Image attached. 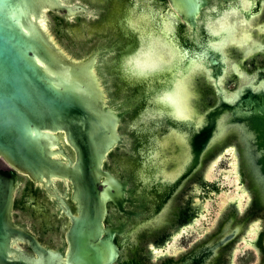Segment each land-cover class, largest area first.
<instances>
[{
	"label": "flooded vegetation",
	"instance_id": "obj_1",
	"mask_svg": "<svg viewBox=\"0 0 264 264\" xmlns=\"http://www.w3.org/2000/svg\"><path fill=\"white\" fill-rule=\"evenodd\" d=\"M64 2L77 13L71 20L66 13L51 14L59 38L78 56L95 55L107 102L122 115L124 143L103 164L105 171L128 183L122 205L108 203L103 222L121 233L115 237L118 252L110 264H264V259L256 260L253 248L238 250L257 218L264 240V203L255 192L258 186L264 191V185L243 155L241 122L233 113L241 101L264 90V0ZM147 33L179 53L177 67L189 71L200 65L186 79L187 116L181 120L168 116L171 107L157 97L175 67L139 75L125 65ZM234 141L243 148L239 157L248 163V172L243 167L240 175L249 178L254 196L242 212L237 202L224 209L207 207L208 198L215 197L209 192L221 190V179L207 178L209 161ZM15 175L13 219L28 234L21 246L35 258L30 236L55 251L67 247L72 225L67 209L79 216L72 184L55 179L46 187L28 175ZM262 253L264 257V247ZM54 254L57 263L66 264V251Z\"/></svg>",
	"mask_w": 264,
	"mask_h": 264
},
{
	"label": "water",
	"instance_id": "obj_2",
	"mask_svg": "<svg viewBox=\"0 0 264 264\" xmlns=\"http://www.w3.org/2000/svg\"><path fill=\"white\" fill-rule=\"evenodd\" d=\"M61 13L71 20L77 11L64 0H0V164L6 166H0V264H60L54 253L62 251L66 264H110L117 257L121 233L103 222L108 203L122 205L128 183L103 164L124 143L122 115L107 102L95 55H76L54 33L51 14ZM255 94L233 113L243 155L264 185V90ZM15 172L46 187L55 179L72 184L79 216L67 209V247L55 251L30 236L35 258L21 246L28 234L13 219Z\"/></svg>",
	"mask_w": 264,
	"mask_h": 264
},
{
	"label": "bare ground",
	"instance_id": "obj_3",
	"mask_svg": "<svg viewBox=\"0 0 264 264\" xmlns=\"http://www.w3.org/2000/svg\"><path fill=\"white\" fill-rule=\"evenodd\" d=\"M240 3L243 4L242 1ZM144 34L146 33L144 32ZM139 45H140V49L138 50V52L132 54L126 59L127 63H125V65L127 69L134 74L147 75L149 73L154 72L156 69L164 70L166 68L169 70L172 67H175L174 71H172L171 73L172 76L170 79L171 81L159 89L157 97L159 102L165 103L166 104L165 106L171 107L170 112H168L169 114L168 116L179 120L185 118L187 116V112L185 111L186 109L185 107H187V105L185 102H186V95L188 94V88H187L188 83H186V79L192 73L194 68H198L200 66L199 63H195V65L193 64L189 68L190 72L188 70H183L177 67L175 64L180 59L179 53L174 49L165 48L164 47L165 44L162 43V41L158 36L154 37V33H147V36L143 35L141 37V42L139 43ZM161 114L162 115L164 114L165 116L164 112H161ZM238 146L240 145L235 143L231 145L229 148L223 150V152L216 158L214 163L210 165L209 172L207 173V178L214 181V178L216 177V175H214L215 173H213L215 166L224 158L226 154L233 155L232 170L228 172L227 175H225V173L219 174L221 180L220 182H218L217 187L220 188L221 190L217 193L215 188L212 190L211 195H214V193H216L215 202L218 204V207H221V209L228 208L225 206H229L237 202L239 205L238 207L241 208L240 211L242 212L245 211L244 207H250L251 204H253L254 198L251 196L252 193H250L247 186L245 185L241 186L242 180L240 174L243 168V165L241 163L243 162H241L242 161L241 158L236 154L240 155V152L243 148H240V150H238ZM238 157L240 161H238L239 160ZM243 161L245 162V165L248 166L246 160L244 159ZM232 175H234V178H231ZM229 185L230 188L232 186H235L236 190L234 192H228L226 190L227 189L226 187L227 186L229 187ZM262 189H263L262 187L258 186L255 192L257 194L256 197H258L259 201L264 203V191ZM224 190L225 192H223ZM195 191L199 193V188L197 187ZM207 206H208V201H207ZM262 233H263L262 220L257 218L250 225L249 230L242 238L243 245H240L238 250L242 252L245 248L251 247L259 255L264 247V240L262 238Z\"/></svg>",
	"mask_w": 264,
	"mask_h": 264
},
{
	"label": "rangeland",
	"instance_id": "obj_4",
	"mask_svg": "<svg viewBox=\"0 0 264 264\" xmlns=\"http://www.w3.org/2000/svg\"><path fill=\"white\" fill-rule=\"evenodd\" d=\"M184 1H188V0H184ZM53 30H54V33L56 34V36L59 38V32H58V30H57V28H56V25L54 24V22H53ZM64 38V37H63ZM60 39V38H59ZM60 40H62V39H60ZM63 42V41H62ZM64 42H66V44H67V46H68V49H70L71 51H72V48L70 47V45L67 43V41H66V39L64 38ZM73 52V51H72ZM262 57L263 56H258V57H256L258 60L259 59H262ZM239 84L241 85V83L239 82ZM234 142H236V144H239L240 146H238V150H240V148H242V146H241V144L240 143H237V141H234ZM228 148V147H227ZM227 148H224V149H227ZM223 149V150H224ZM223 151L221 150L220 151V153L218 154V156L222 153ZM236 155H238V156H240L239 154H236ZM231 157H233V155L231 156H229V154H226L225 156H224V158L215 166V168H214V172L213 173H215L214 175H216V177L214 178V179H221L218 175L220 174V173H225V175H227V173L228 172H230L231 170H232V161H233V159H230ZM238 159H239V157H238ZM242 160V159H241ZM214 161L215 160H212V161H209V164H208V167H207V173L209 172V169H210V165H212L213 163H214ZM238 161H240V159L238 160ZM241 162H243V163H241L242 165H243V167L245 168V170L244 171H246V172H248V168H247V166L245 165V162L242 160ZM2 165V167H4V165L3 164H1ZM241 177V176H240ZM246 178H245V180L244 179H242L241 178V180H243L244 181V185L245 186H247V187H249L250 186V181H249V178L247 177V176H245ZM231 178H234V175H232V177ZM210 181H212L211 179H210ZM210 186L211 185H209V188H210ZM242 186V185H241ZM227 189V191L228 192H234L235 190H236V187L235 186H232L231 188H230V185H229V187L227 186L226 187ZM212 192V191H211ZM211 192H209V195H211ZM223 192H225V190L223 191ZM251 193V192H250ZM253 193V192H252ZM214 195H216V193H214ZM252 196V195H251ZM252 197H254V196H252ZM214 200V201H213ZM207 207H218V204L215 202V197H209L208 198V206ZM225 207H231V205H229V206H225ZM257 253V252H256ZM257 255H258V253H257ZM263 259H264V257H263V253L261 254H259L257 257H256V260L257 261H259V260H261V261H263Z\"/></svg>",
	"mask_w": 264,
	"mask_h": 264
}]
</instances>
